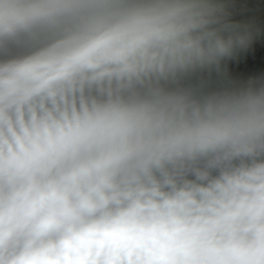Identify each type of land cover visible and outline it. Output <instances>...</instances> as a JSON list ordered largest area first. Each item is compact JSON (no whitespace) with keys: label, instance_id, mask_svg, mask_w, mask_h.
<instances>
[{"label":"clouds","instance_id":"obj_1","mask_svg":"<svg viewBox=\"0 0 264 264\" xmlns=\"http://www.w3.org/2000/svg\"><path fill=\"white\" fill-rule=\"evenodd\" d=\"M0 264H264V0H0Z\"/></svg>","mask_w":264,"mask_h":264}]
</instances>
